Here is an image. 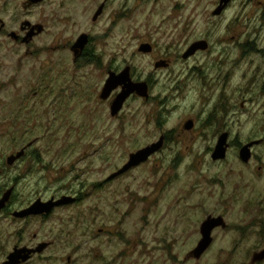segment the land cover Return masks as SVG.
I'll return each instance as SVG.
<instances>
[{
    "label": "rangeland",
    "instance_id": "1",
    "mask_svg": "<svg viewBox=\"0 0 264 264\" xmlns=\"http://www.w3.org/2000/svg\"><path fill=\"white\" fill-rule=\"evenodd\" d=\"M63 2L62 49L35 58L0 49V169L36 141L39 163L14 208L56 194L81 202L44 221L0 217V264L15 247L41 243L53 245L27 264H251L264 249V54L249 49L264 50V0H232L221 17L213 15L220 0H110L96 23L104 0ZM8 3L14 18L28 17L23 0H0V9ZM33 15L36 22L40 9ZM83 34L97 38L104 70L75 63L66 49ZM201 40L209 50L183 64ZM147 43L154 52L140 55ZM162 60L173 67L156 70ZM126 65L143 82L152 76L150 99L134 97L112 118L99 97L108 68ZM190 119L192 133L184 130ZM217 130L232 144L220 163L211 158ZM171 131L175 138L146 164L107 183L131 154ZM15 134L23 138L17 150ZM258 140L244 165L239 148ZM209 216L227 228L195 259Z\"/></svg>",
    "mask_w": 264,
    "mask_h": 264
},
{
    "label": "flooded vegetation",
    "instance_id": "2",
    "mask_svg": "<svg viewBox=\"0 0 264 264\" xmlns=\"http://www.w3.org/2000/svg\"><path fill=\"white\" fill-rule=\"evenodd\" d=\"M7 1H10V0H7ZM34 1H37V0H34ZM38 1L39 2L34 4L33 2H31V0H23V4H25L23 6V9L26 12H28V14H29L28 17L26 16V18H24L25 20L22 19L24 16L23 14H21L19 18H14L11 3L10 4L8 3L5 8L2 7L0 9V49H4V48H6V49H27V55H30L31 57H34V58L40 57L45 52H49V51L51 52L52 49H62L61 42H60L61 41L60 40L61 39V36H60L61 17L59 16V14L61 12V6L64 3L63 1H66V0H63V1L62 0H38ZM109 1L110 0H104V3H103L104 4V10L96 21H94V18H93L94 23H96L97 21H99L100 18L103 17ZM259 5L264 7V3H262V2H260ZM100 7H99V9H100ZM35 9H40V15H39V18L36 22L33 20H31V21L28 20V19H30V17L31 18L34 17L33 12ZM97 12H96V14H97ZM250 14H252V13H250ZM263 17H264V14L262 15V18ZM83 35H85V34H83ZM88 36H89V43L84 48V50L80 53L79 57L77 59L75 58V63H77L79 61H82V62L84 61L85 63H87V66H92L96 70H104L103 61H104L105 56H104V53H100L103 51V49H97V45H96L97 44V38L93 37L92 35H88ZM79 38L77 39V41L79 40ZM77 41H76V43H77ZM76 43L74 42L73 44H68L66 46V49H71V51H72V49H74V46ZM209 48H210V46H209ZM188 50L189 49H186L184 51V53L181 55V60L184 62L183 64H187L189 61L196 58L199 54L206 53L209 49H207L206 51L200 50V51L196 52L194 55L185 59L184 55L187 53ZM153 52H154V47H153V51L150 54L140 53L138 50V53L140 55H151ZM255 52L256 53H262L263 52V54H264V50L263 51L262 50L256 51V49H249V53H255ZM74 57H75V55H74ZM159 62H166L167 66L164 68H159V69H157L155 67L156 70L171 69L174 65V62L172 60H162ZM159 62H157V63H159ZM156 64H155V66H156ZM127 67L131 68V77H132L133 81L134 82H142L140 80V78L136 76L135 69L133 67H131L130 65H126L123 69H121V67L120 68H113V66H110L107 70L108 78H109L110 74H112V73L120 74ZM152 80H153V78H152V76H150V77H148V81H146L150 87H151V81ZM199 81L202 84L205 83L204 78H199ZM176 90H177V92L180 91L178 88ZM120 91H121V88L114 91L112 93L111 97L106 101L101 100V98L99 97L100 101L104 104H107V103L110 104V108H111V104H112L113 100L120 93ZM101 93H102V91H101ZM100 96H101V94H100ZM134 97L139 98L138 96L134 95L130 99H132ZM14 121L16 122V119H14ZM189 123L192 124V128H190V129L187 128V125ZM195 125H196L195 121L193 119H190L185 123L184 130L186 132L192 133V132H194ZM14 128H15V123L13 124V130H14ZM224 134H228V142H227V144H228L227 155H228V152L231 149L232 144H230V133L227 131H225V132L218 131L216 133L214 138L215 139L217 138V143H216V146H215L213 152L215 151L217 145L219 144L220 138ZM19 137H22V136H19ZM19 137H17L15 134L14 140L12 141L13 148H16V150L21 145L20 141L23 140V138H19ZM162 137H165V143L170 142L171 140H173L175 138L174 131L166 133ZM258 141H260V144H262V142H263V140H258ZM252 142H256V141H252ZM252 142H249L246 145H248ZM36 143H37L36 141L31 142L18 151H12V153L6 158L5 164H3V166H1L0 180H3L4 176L7 178L4 182H0V201L4 198L6 193L9 191H11V196H10V199L7 202L6 206L0 211V217H8V218L15 219L17 221H25V220H30V219H39V220L44 221V220L48 219L49 217H51L55 213V211L74 206V205L81 202V198L76 196V195H70V194L69 195H59V194H56V195H53L48 200H42V199H38V200H41L43 202H49L51 200L58 201L63 197H74L77 199V201L74 204L56 208L48 216L47 215L31 216V217H28L25 219H16L14 217L15 212L25 210L32 205L31 204L28 207H25L22 209H16V208H14V204H15L14 200L17 197L18 193H20V188H25V189L27 188V186L24 185L23 182L27 181V179L30 175V172L33 169L32 164L33 163H36V164L39 163L38 162L39 157L37 156V154L35 155L36 152L32 151L34 149V146L36 145ZM246 145H241V147L239 148L240 149L239 157H240L241 149ZM259 145H256L252 148V158L250 159V161L248 163L243 162L240 158V160L242 161V163L244 165L250 166V163L253 160V150L255 147H257ZM22 151H24V155L21 158L17 159L13 164L9 165L7 162L8 158L12 157V156H16L17 154H19ZM213 152H212V155H213ZM32 153H33V155H32ZM212 155H211V158H212ZM226 159H227V157H226ZM225 160L213 161V159H212V161L214 163H220V162H223ZM31 161H32V163H31ZM125 175H123V176H125ZM123 176H120V177H118L114 180H111V181L109 180V178L111 177L110 176L107 180V183H111L112 181H115V180H117ZM219 229H221V228H219ZM36 238L37 237H35V239ZM41 244H43V243H41ZM41 244H39V245H41ZM48 244H49V247L46 250H48L53 245L52 243H48ZM37 247H27V248L35 249ZM18 248H24V247H18ZM263 250L264 249H262L261 251H263ZM257 253H259V252H257ZM255 254L256 253H254V255ZM38 255H41V254L34 255L30 261H32L33 258L38 256ZM254 255H253V257H254ZM30 261H28L27 263H29ZM27 263H25V264H27ZM262 263H264V261L258 262L256 264H262ZM251 264H252V262H251Z\"/></svg>",
    "mask_w": 264,
    "mask_h": 264
},
{
    "label": "water",
    "instance_id": "3",
    "mask_svg": "<svg viewBox=\"0 0 264 264\" xmlns=\"http://www.w3.org/2000/svg\"><path fill=\"white\" fill-rule=\"evenodd\" d=\"M34 4L39 2L31 0ZM232 0H220L219 7L214 11L213 15L215 17H220ZM104 10V4L100 7L97 14L94 17V21L98 19V17L102 14ZM89 43V36L82 35L77 43L72 49V52L77 59L80 53L84 50V48ZM209 49V43L205 40H201L198 42L193 43L187 53L184 55V58L187 59L188 57L194 55L196 52L202 50L206 51ZM153 51V46L151 44H142L139 48L140 53L150 54ZM166 62H159L156 64V68H164L166 67ZM121 88L120 93L116 96L113 100L110 108L111 117L117 118L123 108L125 107L126 103L129 99L136 95L139 98L149 100L150 99V86L147 82H134L131 77V68L127 67L123 70L120 74H110L109 78L107 79L105 86L101 93V100H108L112 93L116 90ZM187 128H192V124L189 123ZM228 134H224L220 140L219 144L217 145L215 151L213 152L212 159L213 161H221L225 160L227 157V148H228ZM260 141L252 142L241 149L240 158L243 162L248 163L252 158V148L256 145H259ZM165 145V137H161V139L134 154H131L129 157L128 163L120 169L118 172L113 174L109 180H114L120 176H123L130 172L131 170L140 167L143 164H146L154 155L159 153ZM24 155V151L20 152L16 156H12L8 158V164H13L17 159L21 158ZM11 196V191L7 192L4 198L0 201V211L6 206L7 202L9 201ZM77 201L74 197H63L58 201L51 200L49 202H43L41 200L36 201L33 203L29 208L17 211L14 213V217L16 219H25L31 216H42V215H50L53 210L59 207L67 206L74 204ZM226 229L227 224L223 217H212L209 216L201 225V240L196 247V249L192 252V255L195 259H200L212 246L214 242L213 233L217 229ZM49 247L48 243H43L39 245L35 249H29L27 247L18 248L16 247L14 251L8 256L7 260L4 264H25L31 260L34 255L42 254L45 250ZM264 261V250L256 253L252 259V264H256L258 262Z\"/></svg>",
    "mask_w": 264,
    "mask_h": 264
}]
</instances>
